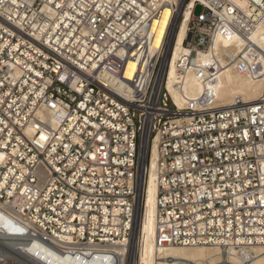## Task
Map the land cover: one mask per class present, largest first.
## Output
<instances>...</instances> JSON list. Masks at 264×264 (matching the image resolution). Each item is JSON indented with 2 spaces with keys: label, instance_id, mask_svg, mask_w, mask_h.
<instances>
[{
  "label": "built area",
  "instance_id": "1",
  "mask_svg": "<svg viewBox=\"0 0 264 264\" xmlns=\"http://www.w3.org/2000/svg\"><path fill=\"white\" fill-rule=\"evenodd\" d=\"M245 1L250 17L235 0H194L179 107L160 0H0V236L70 263L127 264L155 146V247L249 264L264 247V95L226 105L218 92L226 68L264 80V51L214 43L264 22V0ZM0 264H25L21 247L0 240Z\"/></svg>",
  "mask_w": 264,
  "mask_h": 264
},
{
  "label": "bare ground",
  "instance_id": "2",
  "mask_svg": "<svg viewBox=\"0 0 264 264\" xmlns=\"http://www.w3.org/2000/svg\"><path fill=\"white\" fill-rule=\"evenodd\" d=\"M164 6V11L161 21L155 26L157 27L158 43H161L166 35L169 34V43H176V50L173 56V61L170 64L169 76L170 83L169 88L173 94L175 103L182 107L184 105V99H182L178 94H176L172 87V79L175 76V60L178 52L181 48V44L187 35L188 20L192 15V8L194 0H160ZM238 7H240L247 16H251V9L248 8V2L245 0H235ZM176 5L178 7L177 16L175 22L170 31L172 25V18L174 12L170 6ZM171 24V25H170ZM175 29H178L175 33ZM249 39H245L240 34L236 33L231 39H225L224 37H217L215 39L216 50H218L220 44L224 45H234L240 49L244 43H253L258 49L264 51V22H262L256 31H252L248 35ZM209 55L200 56L201 60H206ZM188 96L193 99L200 94V88L193 83L189 82L187 88ZM264 95V80H248L240 77L239 75L232 72L230 68H226L223 71L222 78L220 80V87L218 92V99L224 104L228 105L234 101V99L241 98L245 103H255L259 101L260 97ZM146 152V151H145ZM144 156V153H143ZM152 166L151 173L146 183L145 188V205H141V195L142 187L144 182V172L140 173L139 181L141 184V192L139 193L137 213L135 217V223L133 227L132 239L129 243L128 249V259L127 264H168L165 260H186L194 262L196 264H218L222 261V256L218 249H213L210 251L209 248L199 247V248H186V247H165L158 249L154 245V239L156 236V218H157V208H156V196H157V186L155 182V165L157 159V150L154 146L152 151ZM144 162V161H143ZM141 210V216L140 215ZM140 218V220H139ZM0 240L8 242L10 245H19L22 249L25 264H79L70 263L61 258L52 257V254L46 250L44 246L34 245L33 247L29 245L19 244L18 240L12 237L0 236ZM140 246V255L139 249ZM96 247V246H94ZM252 259L250 263L252 264H264V247L255 248L252 251ZM244 257H248L245 254ZM232 263H239V259L234 257L229 258Z\"/></svg>",
  "mask_w": 264,
  "mask_h": 264
},
{
  "label": "rangeland",
  "instance_id": "3",
  "mask_svg": "<svg viewBox=\"0 0 264 264\" xmlns=\"http://www.w3.org/2000/svg\"><path fill=\"white\" fill-rule=\"evenodd\" d=\"M202 11V8L201 7H198L197 9H196V11H195V13L196 14H198V13H200ZM178 12V11H177ZM177 16V15H176ZM176 18V17H175ZM174 22H175V20H173V23H172V26H173V24H174ZM172 26H171V30H172ZM170 30V31H171ZM210 249V251H212L213 249H211V248H209ZM137 258H138V256H137ZM249 264H252V263H249Z\"/></svg>",
  "mask_w": 264,
  "mask_h": 264
},
{
  "label": "water",
  "instance_id": "4",
  "mask_svg": "<svg viewBox=\"0 0 264 264\" xmlns=\"http://www.w3.org/2000/svg\"><path fill=\"white\" fill-rule=\"evenodd\" d=\"M176 31H177V29H175V33H176ZM172 43H173V41H172ZM170 51H171V49H170ZM169 56H170V53L168 54V59H169ZM145 165V163H143V166ZM141 202H142V195H141ZM139 216H141V210H140V215ZM139 220H140V218H139Z\"/></svg>",
  "mask_w": 264,
  "mask_h": 264
}]
</instances>
